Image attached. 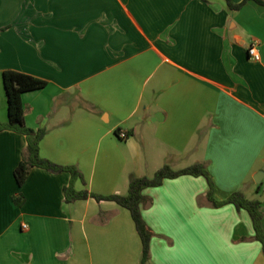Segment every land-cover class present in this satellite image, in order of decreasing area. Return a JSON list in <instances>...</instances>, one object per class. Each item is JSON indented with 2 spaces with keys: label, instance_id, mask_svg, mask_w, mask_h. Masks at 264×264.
<instances>
[{
  "label": "crops",
  "instance_id": "0c3cea01",
  "mask_svg": "<svg viewBox=\"0 0 264 264\" xmlns=\"http://www.w3.org/2000/svg\"><path fill=\"white\" fill-rule=\"evenodd\" d=\"M253 42L257 62L247 54ZM7 70L46 82L21 95L24 122L46 131L41 157L80 176L34 167L18 187L26 136L0 131V264H140L127 209L93 198L67 203L64 190L124 195L132 178L163 165L203 163L216 201L241 192L264 214V7L0 0V124ZM207 191L206 179L191 175L142 191L153 232L148 264H264L247 211L213 207Z\"/></svg>",
  "mask_w": 264,
  "mask_h": 264
},
{
  "label": "trees",
  "instance_id": "16d2710c",
  "mask_svg": "<svg viewBox=\"0 0 264 264\" xmlns=\"http://www.w3.org/2000/svg\"><path fill=\"white\" fill-rule=\"evenodd\" d=\"M228 7L232 10L239 9L244 3L253 1L257 5L264 7V0H242L239 4H233L231 0H225ZM3 85L7 103V122L0 124L1 130H10L26 136L27 146L22 152L21 161L14 169L13 175L16 185L21 187L28 177L30 170L34 167L42 168L52 173L67 171L72 178L80 176L79 172L73 167L59 166L49 159L41 157L39 151L40 140L45 137L44 129L33 130L26 126L24 117L26 107L21 101V95L25 92L39 90L45 87L46 82L33 76L7 70L2 74ZM181 175L203 176L208 183V191L206 197L213 207H219L225 204H232L237 210L244 209L250 216L254 229V239L257 240L262 247L264 254V229H262L261 221L264 214L260 211V202L258 200H249L243 196L241 192L231 194L226 200L218 202L214 199V186L208 175L206 167L203 163L194 164L181 170H173L169 165H163L152 177L132 178L129 181L127 194L124 195H106L100 196L89 193L87 191L78 192L72 186L65 188V202H73L76 200H84L93 198L96 201H112L122 208L129 211L131 219L134 223L136 232L140 238L142 255L140 264H148L150 259V240L153 232L148 228L142 218L141 206L145 203V197L142 194L145 188L159 186L165 179L176 178ZM23 200V196L19 193L12 197L15 204H19Z\"/></svg>",
  "mask_w": 264,
  "mask_h": 264
},
{
  "label": "built area",
  "instance_id": "2783aa9c",
  "mask_svg": "<svg viewBox=\"0 0 264 264\" xmlns=\"http://www.w3.org/2000/svg\"><path fill=\"white\" fill-rule=\"evenodd\" d=\"M247 54L249 59L253 60V61H259L260 60V53L258 51V47H257V43L253 42L252 44H250L247 48ZM116 137L119 140H125L128 138V134H126V132L124 131H119L116 133Z\"/></svg>",
  "mask_w": 264,
  "mask_h": 264
},
{
  "label": "rangeland",
  "instance_id": "374dc122",
  "mask_svg": "<svg viewBox=\"0 0 264 264\" xmlns=\"http://www.w3.org/2000/svg\"><path fill=\"white\" fill-rule=\"evenodd\" d=\"M257 198H259V195L257 196ZM247 199L252 200V199H254V198H247Z\"/></svg>",
  "mask_w": 264,
  "mask_h": 264
},
{
  "label": "water",
  "instance_id": "95a60500",
  "mask_svg": "<svg viewBox=\"0 0 264 264\" xmlns=\"http://www.w3.org/2000/svg\"><path fill=\"white\" fill-rule=\"evenodd\" d=\"M259 183H260V180H259Z\"/></svg>",
  "mask_w": 264,
  "mask_h": 264
}]
</instances>
